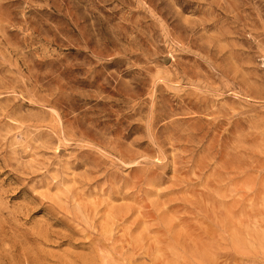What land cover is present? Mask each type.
<instances>
[{
  "label": "rangeland",
  "instance_id": "rangeland-1",
  "mask_svg": "<svg viewBox=\"0 0 264 264\" xmlns=\"http://www.w3.org/2000/svg\"><path fill=\"white\" fill-rule=\"evenodd\" d=\"M0 264H264V0H0Z\"/></svg>",
  "mask_w": 264,
  "mask_h": 264
}]
</instances>
